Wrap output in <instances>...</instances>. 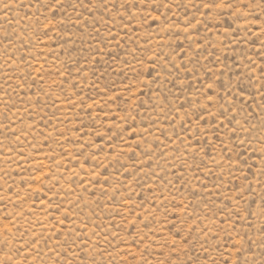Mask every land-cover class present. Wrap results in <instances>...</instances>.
<instances>
[{"label":"rangeland","instance_id":"374dc122","mask_svg":"<svg viewBox=\"0 0 264 264\" xmlns=\"http://www.w3.org/2000/svg\"><path fill=\"white\" fill-rule=\"evenodd\" d=\"M0 264H264V0H0Z\"/></svg>","mask_w":264,"mask_h":264}]
</instances>
